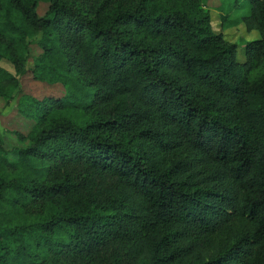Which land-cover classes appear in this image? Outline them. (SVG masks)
I'll return each instance as SVG.
<instances>
[{
	"label": "trees",
	"instance_id": "16d2710c",
	"mask_svg": "<svg viewBox=\"0 0 264 264\" xmlns=\"http://www.w3.org/2000/svg\"><path fill=\"white\" fill-rule=\"evenodd\" d=\"M246 2L221 26L258 38L234 42L202 0H0L21 121L0 135V264H264V0ZM29 74L64 93H23Z\"/></svg>",
	"mask_w": 264,
	"mask_h": 264
},
{
	"label": "rangeland",
	"instance_id": "374dc122",
	"mask_svg": "<svg viewBox=\"0 0 264 264\" xmlns=\"http://www.w3.org/2000/svg\"><path fill=\"white\" fill-rule=\"evenodd\" d=\"M247 0H202L204 8L211 13L212 24L215 32H223L226 34V38L229 41H237L239 38L253 40L258 38L257 33L248 34L242 28V26L223 31L221 26L222 17L227 16L229 19L228 26L236 25L239 20L249 12ZM235 5V6H234ZM47 10V5L42 4L39 8V14L44 15ZM240 59H242V53H240ZM2 67L9 71H13L12 67L6 63L1 64ZM22 91L27 95H31L36 98H43L46 96H60L64 93V89L61 85L48 86L36 82L29 74L21 78ZM19 98V96L17 97ZM16 100L9 106L4 108V103L0 101V135H6L7 129H17L20 127L21 121L18 117L16 106Z\"/></svg>",
	"mask_w": 264,
	"mask_h": 264
}]
</instances>
